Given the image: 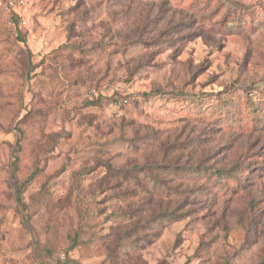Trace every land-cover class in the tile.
I'll use <instances>...</instances> for the list:
<instances>
[{"label": "rangeland", "instance_id": "374dc122", "mask_svg": "<svg viewBox=\"0 0 264 264\" xmlns=\"http://www.w3.org/2000/svg\"><path fill=\"white\" fill-rule=\"evenodd\" d=\"M15 14L0 9V264H264V0ZM232 166L226 185L208 174Z\"/></svg>", "mask_w": 264, "mask_h": 264}, {"label": "trees", "instance_id": "16d2710c", "mask_svg": "<svg viewBox=\"0 0 264 264\" xmlns=\"http://www.w3.org/2000/svg\"><path fill=\"white\" fill-rule=\"evenodd\" d=\"M12 19H13V24L15 26V24H18V16L15 14V13H12ZM181 149V148H179ZM109 169H112V168H109ZM156 169L159 171L161 169H164L162 168L161 166H156ZM170 169V168H169ZM141 169H137V168H134V171H138L139 173H141L140 171ZM240 173V170H238V168L236 166H232L231 168L229 169H218V170H214V171H210L208 174H211L210 176L212 177H215V178H219V181L223 180V184L226 185L227 181H230V180H234L235 177H237V174ZM127 174L128 173H122V177H126L127 178ZM196 175H202L203 174V171L201 170L200 172H195ZM236 180V179H235ZM151 183H153L154 185L156 186H153L152 188V191H160L162 190V195H165V196H169L172 192V190L170 189H167V188H164V187H160L158 184H160V182H157L156 179H152L151 180ZM160 188H158V186ZM161 192V191H160Z\"/></svg>", "mask_w": 264, "mask_h": 264}, {"label": "built area", "instance_id": "2783aa9c", "mask_svg": "<svg viewBox=\"0 0 264 264\" xmlns=\"http://www.w3.org/2000/svg\"><path fill=\"white\" fill-rule=\"evenodd\" d=\"M27 0H0V9L10 13H16L18 9L26 6Z\"/></svg>", "mask_w": 264, "mask_h": 264}]
</instances>
